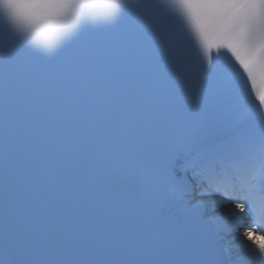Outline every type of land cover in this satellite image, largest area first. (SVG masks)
Wrapping results in <instances>:
<instances>
[{"label":"snow or ice","instance_id":"6c2138e0","mask_svg":"<svg viewBox=\"0 0 264 264\" xmlns=\"http://www.w3.org/2000/svg\"><path fill=\"white\" fill-rule=\"evenodd\" d=\"M106 2L7 0L0 264H264V0Z\"/></svg>","mask_w":264,"mask_h":264},{"label":"clouds","instance_id":"9594fccd","mask_svg":"<svg viewBox=\"0 0 264 264\" xmlns=\"http://www.w3.org/2000/svg\"><path fill=\"white\" fill-rule=\"evenodd\" d=\"M168 3V0H165ZM130 3V0H107L103 14L95 11L89 14L87 20L91 24L108 23L115 20L120 12ZM34 9L27 5L7 3L0 0V20L17 28L30 41L53 51L56 46L70 38L79 27L80 20L74 15L63 16L58 26L52 27L37 20Z\"/></svg>","mask_w":264,"mask_h":264}]
</instances>
